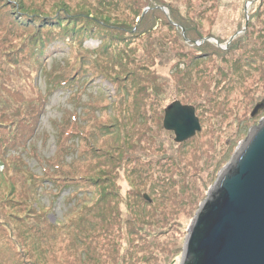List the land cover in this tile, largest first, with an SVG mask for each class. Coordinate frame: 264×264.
I'll return each instance as SVG.
<instances>
[{
    "label": "rangeland",
    "instance_id": "obj_1",
    "mask_svg": "<svg viewBox=\"0 0 264 264\" xmlns=\"http://www.w3.org/2000/svg\"><path fill=\"white\" fill-rule=\"evenodd\" d=\"M60 1L67 2L72 7L88 3L87 0H31L30 4L31 7L47 11ZM92 1L99 9L104 7L106 10L111 6L121 17H132V24L139 19L133 11L138 9L139 5L133 1L132 4L127 2L130 6H127L125 0ZM167 3L179 7L187 20L196 21L206 37L210 32L227 37V45L221 46L223 49L242 32L246 33L248 25H252L250 34L246 33L244 38L249 57L244 58L239 72L233 68L235 72L232 77L225 75L224 71H215L213 68L220 64L217 63L219 60L208 58L203 60V67H208V77H203L202 73L193 70L184 77L181 85H177L175 73L177 69L180 72V69L184 68L185 47L181 43L179 32L172 30L163 19L157 22L149 34L150 36L155 32V48L148 47L145 52L140 51V54L134 56L131 54L125 70L119 64L113 69L108 60L102 57L99 50L102 39L87 38L78 42L66 38L52 42L44 56V68L33 76V83L48 99L45 112L39 119L37 136L27 144V148L12 152L13 156L20 155L27 163L26 168L40 179L30 180L27 170L21 171L13 166L12 158L11 167L0 161V264H79V253L86 246V239L82 238L89 240L90 236L96 235L99 239L102 235L99 220L92 217L95 211L92 206L100 199L98 190L107 185V182L109 189L115 190L110 185L109 170L118 163L123 144L122 136L119 138L121 127L118 121L116 122V106L121 104L129 114L134 113V119L128 124L130 128L136 117L138 118V139L147 131L152 133L144 127L146 123L149 128L155 129L160 120L164 133L159 136L153 132L152 136L159 138L161 145L176 149L178 143L174 140V133L163 126L164 109L174 100L181 101V97L185 96L191 101L200 98L203 100L199 110H196V115L201 125L199 132L203 129L200 139L204 143L201 148L188 146L180 149L184 151H179L171 160L175 164L179 161L188 164L191 181L189 180L188 184V195L186 191L183 194L184 197L187 195V198L181 204L185 208H175L174 211L167 212L164 210L166 205L160 204L151 207L150 212V208L147 209L143 213L145 224L142 225L139 220L137 224L150 230L152 243L149 247H143L141 245L144 240H141L140 246L137 245L135 250L140 257H127L128 260L135 259V264H148L149 261H156V264L180 263L189 226L200 205L222 168L233 157L240 142L253 125L264 118V0H167ZM165 12L169 13L168 8H165ZM31 30L26 29L25 32ZM181 34L183 35L184 31ZM170 40L172 42H169ZM139 43L135 42L133 46L138 48ZM98 57L104 64L98 63ZM132 57L135 58V63L144 66L132 63ZM153 60L155 66L150 62ZM108 70L112 74L115 72L111 79L118 80L117 86L108 77ZM128 70L133 74H125L129 73L126 72ZM153 73L160 79V90L149 88L148 81ZM210 74L212 77L217 75L216 79L212 85L210 83L209 89L202 88V80L211 82ZM69 76L72 80L62 84ZM188 77L192 83L188 82ZM73 78L78 81L74 82ZM17 84L19 85L18 81ZM257 102H261L263 106L251 117L250 113ZM71 123L77 124L85 137L72 135L70 141L67 139L68 149L60 160L62 171H53L56 178L63 174L64 179L53 182L52 177H45L44 165L47 164V159H52L57 154L59 137L63 132L60 128L67 129ZM136 132L134 130L135 135L128 140L134 139ZM4 136L5 126L0 125V138ZM230 138L232 140L227 144ZM154 163L156 165L150 164L148 167L139 164L138 177L145 172L149 173L147 168L160 172L163 177L165 173L169 175L172 171L170 166H165L162 159ZM69 165H72V169ZM159 166L163 167L159 169ZM6 172L14 176L16 183L8 182ZM23 172L32 184L29 187L22 185V182H27L20 177ZM100 172H106L107 178L101 179V182L97 181L98 178L95 179ZM119 183L121 193L124 194L131 180L126 178L122 169ZM20 191L27 193V197H35L34 201H37L34 205L28 204ZM175 194L177 198L173 195L174 200L184 199L180 194ZM143 195L152 201L147 192ZM164 217L168 223H161ZM5 223L15 228L16 238H12L11 233L4 228ZM48 224L51 226L47 231ZM91 224L93 225L89 227ZM133 229V225L128 223L122 231L128 244L130 241H136L132 238L137 234L129 233ZM44 234L46 239L42 243ZM113 237L116 239V245L120 243V253L123 254L126 242L114 232ZM26 245L30 250L34 248L33 252L26 251ZM106 256L115 258L112 251ZM146 256L148 258H145ZM80 258L83 259L82 256ZM106 259L107 257L101 264H113L111 259Z\"/></svg>",
    "mask_w": 264,
    "mask_h": 264
},
{
    "label": "trees",
    "instance_id": "obj_2",
    "mask_svg": "<svg viewBox=\"0 0 264 264\" xmlns=\"http://www.w3.org/2000/svg\"><path fill=\"white\" fill-rule=\"evenodd\" d=\"M87 1L88 3H81L75 7H72L67 2L60 1L53 4L52 9L41 11L37 7H31V0H0V125L5 126V136L0 138V161H4L6 166L11 167L12 158L13 166L21 171L27 170L30 180L35 179L36 181L40 178L26 168L27 163L20 155L13 156L12 152H18L22 148H27V144L37 136L39 119L45 112L48 99L33 83V76L44 68V56L47 54L48 47L52 42L65 40L66 38L77 40L78 42L87 38L102 39L99 49L102 57L108 60L113 69L116 64H119L125 70L128 67L131 54L134 56L140 54V51H147L148 47L155 48L153 44L155 32L150 36L149 34L157 22L163 19L172 30L179 32L181 43L185 47L183 50L186 53L183 59L184 68H181L180 72L177 69L175 73L177 85H181L184 82V77L189 75L193 70L196 73H202L203 77H208L209 75L206 73L208 72V67H203V60H207L208 58L219 60L217 63L220 64L215 65V68H213L215 71H224L225 75L232 77V74L235 72L233 68L235 67L237 72H239V67L243 64L244 58L249 57V51L245 45L244 38L246 33L247 35L250 34V27L253 28L252 25H248L246 33L242 32L241 35L232 40L226 49H223L221 46L227 45V37H221L213 34V32H210L206 37L198 28L196 21L193 19L187 20L181 14L180 8L170 5L167 3V0H125L126 4L127 2L132 4L133 1L139 5L138 9L133 10L139 16L138 21L133 22V24L130 22L132 17H127L125 14H123L125 18L121 17L119 12L111 6H108L106 10L104 7L99 9L93 4L92 0ZM130 5L127 4V6ZM165 8H168V14H166ZM26 29L32 30L25 32ZM182 31H184L183 35L181 34ZM135 42H140L138 48L133 46ZM169 42L172 41L170 40ZM118 44L125 46H117ZM134 61L135 58L132 57V63L144 66V64L135 63ZM150 62L155 66L154 60ZM98 63L104 64V61L98 57ZM126 72H129L125 73L128 75L133 74L130 73L132 72L130 70ZM113 74L108 70V77L117 86L118 80L116 78L115 80L111 79ZM210 77L211 82L210 80L206 81L201 78L202 88L209 89L217 75L215 76L214 74L212 77L210 74ZM70 79L72 80L71 76L68 79L66 78L62 84H67L71 81ZM73 81L77 82L78 80L73 78ZM188 82L192 83L189 77ZM158 83H161L160 79L153 73V76L148 81L149 88L160 90L161 87ZM70 85L72 87L73 83ZM201 101H203L201 98L197 101H191L185 96L181 97L182 103H193L196 106V110H199L198 107L203 104ZM258 106L263 105L261 102H257L250 113L251 117L254 116ZM115 111L117 116L116 122L118 121V125L121 127L119 138L122 136L121 143H123L118 163H115L116 165L109 170L110 185L115 190L109 189L108 182L107 185L98 190L100 199L92 206L95 209L92 217L99 220L100 233L102 235L99 239H97L98 236L96 235L90 236L89 240L82 238L86 239V246L79 253V264H101L104 263L106 257V260L111 259L113 264H135V259L128 260L127 257H140V254L135 253L136 246H140L139 242L144 240V243L141 245L143 247H149L152 243L150 230L137 224L138 220L142 225L145 224L146 219L143 213L149 208L150 212L151 207L159 206L160 204L166 205L164 210L167 212L174 211L175 208H185L181 204H183L188 195V184L189 180L191 181L190 171H188V164L182 161L176 164L174 161L171 162L173 156L179 151H184L180 149H185L188 146H194L193 148L195 149L204 146V143L200 139L203 129L192 138L178 143L176 149H169L166 145H161L162 141L152 136L153 132L159 136L161 133H164L160 120L157 122L155 129L153 127L149 128L148 123H146L144 127H147L152 133L147 131L138 139L137 135L140 130L137 129L136 124L138 118L136 117L132 123V128L128 126L134 119V113L129 114L121 104L116 106ZM126 113H128L127 118L125 117ZM76 119L75 117V121ZM60 129L63 132L59 137L57 154L52 159H47V164L44 165L45 177H52L54 179L53 182L57 179H64L63 174L56 178L53 171H57L58 173L62 171L60 160L62 159L61 156L66 153V149H68L67 141H70L72 135H82V137H85L80 131L79 126L75 123H71L67 129ZM134 130L137 131L135 138L128 140L129 137L132 138V135H135ZM231 140L230 138L227 144ZM154 155L159 156L154 157ZM161 159L164 160L165 166L171 167L172 171L169 175L165 173L163 177V175H160V172L147 168L149 173L145 172L144 175L138 177L139 164L148 167L150 164L156 165L154 162L158 163ZM69 166L72 169V165ZM162 167L159 166L158 168L161 169ZM18 169H16V172ZM121 169L126 174V178L131 180L124 194L121 193V184L119 183ZM6 176L10 184L11 182L12 184L16 183L13 175L6 172ZM20 177L27 180L24 172L20 174ZM65 177L67 176L65 175ZM96 178H98L97 181L99 182H101V179L106 180V172H100L99 176H95ZM30 180H27L26 183L22 182V185L29 187V185H32ZM99 182L97 183L98 185ZM32 188L34 189V186ZM185 191L187 195L184 197ZM144 192L149 194L152 201L147 200L143 195ZM175 193L180 194V197L184 199L179 201L174 200L173 195L177 198V194ZM20 194H22L23 197L20 195L22 198H26V201L30 205H34L37 201H34L35 197H27V193L20 191ZM189 196H191V193H189ZM170 218L172 219L171 215ZM92 221L95 220L92 219ZM130 221L134 223H130ZM127 222L134 227L132 232L129 231V233L137 234V236L132 238L136 239V243L130 241L128 244L127 239L123 236L122 231L128 225ZM165 222L168 223L166 217H164L161 223L165 224ZM92 225H89V227ZM50 226L48 224L47 231L50 230ZM136 226L141 229L139 230ZM4 228L11 233L10 236L12 238H16L13 226L5 223ZM42 230H44L43 226ZM113 232L121 236L124 242H126L127 249L125 248L123 254L120 253V243L116 245ZM134 232H139V234ZM44 239H46L45 234L42 235V243ZM25 250L33 252L34 248L30 250V247L26 245ZM110 251L115 254L114 259L106 256ZM181 251L182 248H180L179 252ZM80 256L83 257L82 260ZM145 258H148V256ZM32 263L35 262L32 261ZM67 264L72 263L67 262ZM148 264H156V261L152 263L149 261Z\"/></svg>",
    "mask_w": 264,
    "mask_h": 264
},
{
    "label": "water",
    "instance_id": "obj_3",
    "mask_svg": "<svg viewBox=\"0 0 264 264\" xmlns=\"http://www.w3.org/2000/svg\"><path fill=\"white\" fill-rule=\"evenodd\" d=\"M163 126L176 143L201 130L195 106L180 100L164 109ZM179 264H264V118L240 142L200 205Z\"/></svg>",
    "mask_w": 264,
    "mask_h": 264
}]
</instances>
